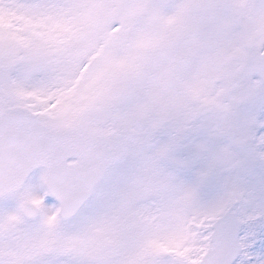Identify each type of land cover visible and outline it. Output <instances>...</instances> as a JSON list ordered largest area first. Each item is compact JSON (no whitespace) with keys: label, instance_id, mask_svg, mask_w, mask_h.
Returning a JSON list of instances; mask_svg holds the SVG:
<instances>
[{"label":"snow or ice","instance_id":"snow-or-ice-1","mask_svg":"<svg viewBox=\"0 0 264 264\" xmlns=\"http://www.w3.org/2000/svg\"><path fill=\"white\" fill-rule=\"evenodd\" d=\"M0 264H264V0H0Z\"/></svg>","mask_w":264,"mask_h":264}]
</instances>
